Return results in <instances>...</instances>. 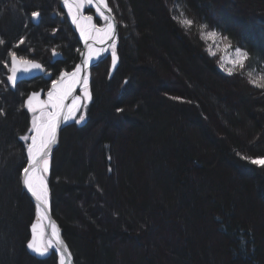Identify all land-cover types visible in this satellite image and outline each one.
Segmentation results:
<instances>
[{"label": "trees", "instance_id": "1", "mask_svg": "<svg viewBox=\"0 0 264 264\" xmlns=\"http://www.w3.org/2000/svg\"><path fill=\"white\" fill-rule=\"evenodd\" d=\"M56 1L0 0V264H56L25 249L36 213L20 186V137L32 127L25 94L46 82L11 91L4 67L15 51L55 76L64 69L48 53L71 43L69 31L30 21ZM107 1L120 24L119 66L94 81L85 121L63 128L47 174L75 263L264 264V168L241 158L264 157V88L244 74H264V0ZM201 25L248 53L243 70L218 69Z\"/></svg>", "mask_w": 264, "mask_h": 264}, {"label": "snow or ice", "instance_id": "2", "mask_svg": "<svg viewBox=\"0 0 264 264\" xmlns=\"http://www.w3.org/2000/svg\"><path fill=\"white\" fill-rule=\"evenodd\" d=\"M62 4L67 8L68 16L71 17L72 23L76 26L80 32L81 38L85 42L87 53L81 65H77L72 72H62L59 79L52 82L51 90L48 91V99L41 101L38 93L30 95L25 106L29 112H32V127L30 132L33 135H24L20 139L31 143L27 145V167L22 169V184L28 193L35 198L37 222L31 226L32 236L27 242L26 247L39 257H47L50 255V250H55L54 254H58L59 264H69L71 261V253L65 245L64 241L60 238L59 230L55 223L49 221V227L51 228V236L44 239L45 229L42 225V221L47 218L48 213V184L45 178V174L49 171V154L51 151V145L56 143L57 129L61 122H67L72 119L77 124L85 121V115L81 114L77 117L76 113L82 108L87 109L88 102L91 101L92 96L89 90V76L87 69L93 59H99L102 53L106 52L107 48H96L94 44H104L107 41H112L111 48V61L112 68L117 66V52H116V20L112 13V8L109 7L107 0H62ZM95 7L96 14H98L104 21L105 25L102 28H98L93 23V16H85L82 13V9L85 6ZM107 13V14H106ZM31 18L36 21L40 18L39 11H33ZM175 19V17H174ZM185 27H191L193 21L190 19H182L179 21ZM201 29L207 27V25H201ZM218 37L216 31H201V40H215ZM222 40H227L226 36L220 37ZM93 43H88L89 41ZM24 39L21 38L16 45L24 44ZM5 43L0 39V45ZM218 48L219 45H216ZM230 47L229 45L225 46ZM209 55H215V51L212 46L207 48ZM53 55H57L53 51ZM10 66L8 63L4 64V67L8 69L10 75L7 77L8 83L13 88H16L17 82L21 81L22 76L30 75L33 72H45V68L33 59H28L24 56L18 55L15 51H9ZM248 57V53L241 48L237 47L230 53H226L220 58V66L225 67L226 64L231 65L226 70L229 75L233 70L239 66L244 68L245 60ZM251 75V73H249ZM261 83H257L255 80H251L255 86L264 88V74L258 77ZM125 84L127 81L124 82ZM80 86L82 95H73L76 88ZM69 97H71V103H66ZM172 99H180L179 97H173ZM123 108H117L116 112H123ZM36 113H39L36 115ZM6 115L2 109H0V116ZM242 159L249 160V162L258 167L264 168V157H241Z\"/></svg>", "mask_w": 264, "mask_h": 264}, {"label": "water", "instance_id": "3", "mask_svg": "<svg viewBox=\"0 0 264 264\" xmlns=\"http://www.w3.org/2000/svg\"><path fill=\"white\" fill-rule=\"evenodd\" d=\"M61 2H62V0H61ZM110 7V6H109ZM107 14V13H106ZM111 15H113L114 17H115V15L113 14V13H111ZM115 20H116V42L118 41V35H119V26H120V24H119V21L117 20V18L115 17ZM31 21H32V23L34 24V25H37L38 24V22H39V20H36V21H34L32 18H31ZM104 25H105V23L102 25V26H100V27H98V28H102V27H104ZM74 28H75V25H74ZM80 41H81V43H82V50H81V52H80V54H79V56H80V58H79V60H78V62L75 64V66L70 70V71H66V72H72V71H74V69H75V67L77 66V65H81L82 64V62H83V60H84V58H85V56L84 55H82V53L83 54H86L87 53V49H86V47H85V42H84V40L83 39H81L80 38ZM88 43H93L91 40L88 42ZM112 43V41H107L106 43H104V44H94V47H96V48H107L108 50L106 51V52H104V53H102L101 54V56L99 57V59H93V61L90 63V65H89V67H88V69H87V74H88V76H89V82L91 81V77H90V75H91V71H92V69L93 68H95L96 66H98L99 64H100V62L107 56V54L108 55H110V65H109V70H108V79H111L113 76H114V74H115V72H116V70H117V68H118V66H119V63H120V59H119V55L117 54V57H118V60H117V66H116V68L115 69H113L112 68V61H111V53H108V51H109V48H110V44ZM55 51V50H54ZM56 53H57V55H53V51L51 52V61H50V63H55L56 61H60V60H62V54L60 53V52H58V51H55ZM36 62H38V61H36ZM38 63H40V62H38ZM10 64V63H9ZM41 64V63H40ZM42 65V64H41ZM45 71H46V69H45ZM47 73H49V75H46L45 74V72H39V71H36V72H33L32 74H30V75H26V76H22V78H21V81H18L17 82V85L19 84V83H21V82H23V81H31V80H33V79H36V78H38V77H42L43 78V80H45L46 82H48L49 83V89L44 93V96H45V99L47 100L48 99V96H47V93H48V91H50L51 90V87H52V82L54 81V80H57V79H59V76L56 78V79H53V76H52V74L50 73V72H47ZM10 75V72L8 73V75H7V77ZM7 77H6V83H7V86H8V88L11 90V91H15V89L16 88H13L12 86H11V84L10 83H8V81H7ZM17 87V86H16ZM73 95H82V92H81V88H80V86H78L77 88H76V91L73 93ZM71 97H69V99H68V101H66V103H71ZM41 101H44V100H41ZM39 114V113H38ZM70 121L68 120L67 122H61L60 123V125H59V127H58V129H57V137H56V143L55 144H53V145H51V151H50V154H49V171H48V173L50 172V169H51V157H52V155H53V153L57 150V148L59 147V144H60V136H61V132H62V130H63V128L69 123ZM34 133H32V135H33ZM25 167H27V163H26V165H25ZM47 173V174H48ZM20 186H21V188H22V190H23V192H24V194L29 198V200L32 202V204H33V207H34V209H35V213H36V219L34 220V221H32V223L30 224V226H29V239H28V241L31 239V236H32V232H31V226H32V224L33 223H36L37 222V212H36V201H35V198L34 197H32L31 196V194L30 193H28L27 192V190L24 188V186H23V184H22V172H21V177H20ZM49 221H51V222H53V223H55L56 224V226H57V228H58V230H59V234H60V238L64 241V243H65V245L67 246V248L69 249V252L71 253V261L69 262V264H75V262H74V258H73V255H72V252H71V250H70V248H69V245H68V243H67V241L65 240V238H64V236H63V230H62V228H61V226L59 225V223L57 222V220L54 218V216H53V213H52V209H51V204H50V199H49V195H48V213H47V218L46 219H44L41 223H42V225H43V227H44V229H45V236H44V239H47L49 236H51V228L48 226L49 225ZM27 241V242H28ZM27 242H26V244H27ZM26 244H25V249H26V251H27V253L30 255V256H32V257H34L35 259H37V260H46V259H49L52 255H56L57 257H58V254H54L55 253V250L53 249V250H50V255L49 256H47V257H39V256H36L34 253H32L27 247H26ZM58 262H59V257H58ZM58 264V263H57Z\"/></svg>", "mask_w": 264, "mask_h": 264}, {"label": "flooded vegetation", "instance_id": "4", "mask_svg": "<svg viewBox=\"0 0 264 264\" xmlns=\"http://www.w3.org/2000/svg\"><path fill=\"white\" fill-rule=\"evenodd\" d=\"M56 5L57 6H56L55 10H53L52 12H50L49 16L48 15H41L40 14L39 22H38L37 25L43 24V23H52L56 27H53L54 28V32H52L51 35H54V33L57 32L58 28H60V27H62V31H65V29L67 31H69V35L71 37L70 38L71 39V43L70 44L69 43L63 44V40H65V38H63V40L62 39L59 40V43L62 44L63 46L61 47L59 45V43H58L57 45L53 46L50 49V52H49L50 59L48 61V64L54 66V68L56 69L55 71H57L59 68L63 67L64 69H62L60 71V73H61L64 70H66V71L71 70L75 66V64L78 62V60L80 58L79 54H80V52L82 50V43L80 41V38H81L80 32L77 30L76 26L74 28V24L71 21V17L68 16L67 8H65L63 6L61 0H57L56 1ZM112 12H113V10H112ZM82 13L85 16L92 15L93 16V23L96 24L97 27H100V26H102L105 23V21L98 14H96L95 7H90V6H87L86 5L82 9ZM113 14H114V12H113ZM48 20H49V22H47ZM30 21H31V16H30ZM31 23H32V21H31ZM66 48H69L72 51V55H71L70 58L67 57L68 55L65 52V49ZM62 49H64V50H62ZM54 50L55 51H58V52H60L62 54V60L56 61L55 63L51 64L50 63V60H51V52L54 51ZM116 52H117V50H116ZM117 54H118V52H117ZM26 58L33 59L35 61L40 62L42 64V66L46 69V72H51L52 73V76L55 77V72L52 71V70H50L49 69V66L45 62H43L42 60H39L38 58L34 57L33 55H30L29 57H26ZM61 63H67V66H71L72 65V68L67 70L65 68L66 65L63 66ZM109 65H110V55H107L100 62V64L98 66H96L95 68L92 69L91 72H94L96 69H102V67H103L104 70L107 73V76H108ZM56 66H58V67H56ZM33 80H36V81L41 80V81L46 82L45 80H43L42 77H38V78L33 79ZM47 90H48L47 89V82L43 86H37V85L32 86L28 90V92L25 94L26 95L25 96V102H26L27 98L30 95H32L33 93H38L39 94V99H43L44 92L47 91Z\"/></svg>", "mask_w": 264, "mask_h": 264}, {"label": "rangeland", "instance_id": "5", "mask_svg": "<svg viewBox=\"0 0 264 264\" xmlns=\"http://www.w3.org/2000/svg\"><path fill=\"white\" fill-rule=\"evenodd\" d=\"M109 4V3H108ZM111 7V6H110ZM182 13L181 12H179L178 14H177V17H178V19H179V21L180 20H182L183 18H182ZM201 31H204L205 33L206 32H208V31H215V30H213V29H210V28H204V29H201ZM217 32V31H216ZM218 33V37L217 38H215V40H202L203 42H204V44H205V51H206V53L209 55V52L207 51V48L209 47V46H212L213 47V50L215 51V55H209L210 57H213L216 61H217V65H218V69L223 73V74H229L228 73V71L226 70L228 67H231V65H228V64H226L225 65V67L224 68H222L221 66H220V58H221V56H223V55H225L226 53H230L233 49H235V48H237V46H232L230 43H229V41L228 40H222V39H220V37H224L223 35H221L219 32H217ZM230 44V47H225L226 45H229ZM216 45H219V47L217 48L216 47ZM240 48V47H239ZM242 49V48H241ZM243 50V49H242ZM109 51H111V48L109 49ZM49 52H50V50H49ZM48 55H49V53H48ZM48 59H50V57L48 58ZM244 69V68H243ZM242 69V70H243ZM236 70H241V68L239 67V66H237L234 70H233V72L234 71H236ZM249 73H251V75H249ZM244 74H245V76H246V78L248 79V81L250 82L251 80H255V81H257V83H261V81H259L258 80V77L261 75L259 72H257V71H255V70H249V69H246V70H244ZM59 74H57V76H58ZM100 76H106L107 77V73H106V71L104 70V68L102 67V69H96L94 72H91V75H90V79H91V81L89 82V88H91L92 86H93V83H94V81L96 82L97 80H98V78L100 77ZM108 78V77H107ZM251 83V82H250ZM253 86H255L253 83H251ZM48 87H49V83L47 82V89H48ZM257 87V86H256ZM86 112H87V109H81L80 111H78L77 113H76V115H77V117L79 116V115H81V114H84V115H86ZM32 113V112H31ZM33 113H32V118H33ZM36 115H38V113H36ZM32 118H31V121H32ZM70 122L67 124V125H79V124H81V123H83V122H81V123H79V124H77L76 122H75V120H72V119H70L69 120ZM32 135V132H30L29 133V136H31ZM29 143H31V140H28V144ZM27 144V145H28ZM26 155H27V149H26ZM45 178H46V181H47V174H45ZM48 184V183H47ZM49 199H50V194H49ZM50 204H51V199H50ZM69 245V244H68ZM69 248H70V250H71V252H72V255H73V251H72V249H71V247L69 246ZM73 258H74V255H73ZM55 261H56V264L57 263H59L58 262V257L55 255ZM74 262H75V259H74ZM76 264V263H75Z\"/></svg>", "mask_w": 264, "mask_h": 264}, {"label": "bare ground", "instance_id": "6", "mask_svg": "<svg viewBox=\"0 0 264 264\" xmlns=\"http://www.w3.org/2000/svg\"><path fill=\"white\" fill-rule=\"evenodd\" d=\"M50 61H51V60H50ZM51 64H53V63H51ZM62 72H66V70H64V71H62ZM62 72H61V73H62ZM50 73H51V72H50ZM61 73H60V74H61ZM51 74H52V73H51ZM33 221H34V220H33ZM58 264H59V263H58Z\"/></svg>", "mask_w": 264, "mask_h": 264}]
</instances>
